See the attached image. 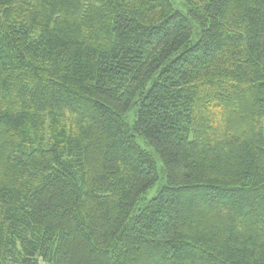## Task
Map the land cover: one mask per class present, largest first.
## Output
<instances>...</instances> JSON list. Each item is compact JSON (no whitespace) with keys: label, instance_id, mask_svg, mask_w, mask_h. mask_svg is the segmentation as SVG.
Returning <instances> with one entry per match:
<instances>
[{"label":"trees","instance_id":"obj_1","mask_svg":"<svg viewBox=\"0 0 264 264\" xmlns=\"http://www.w3.org/2000/svg\"><path fill=\"white\" fill-rule=\"evenodd\" d=\"M180 5L0 0V264H264V0Z\"/></svg>","mask_w":264,"mask_h":264},{"label":"rangeland","instance_id":"obj_2","mask_svg":"<svg viewBox=\"0 0 264 264\" xmlns=\"http://www.w3.org/2000/svg\"><path fill=\"white\" fill-rule=\"evenodd\" d=\"M172 1H173L174 6H175L176 9H180L181 8L180 0H172ZM139 144L143 148H146L147 149V146H146L145 142L142 139L139 140ZM158 173H159V180L156 183V185L147 193V195L145 197L146 201L153 199L158 194L160 188L164 184L163 168H162V165H161L160 162L158 164Z\"/></svg>","mask_w":264,"mask_h":264}]
</instances>
